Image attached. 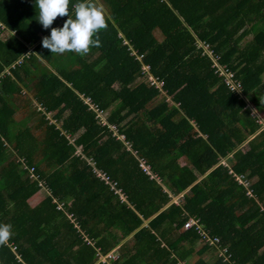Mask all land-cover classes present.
Listing matches in <instances>:
<instances>
[{
  "label": "trees",
  "instance_id": "1",
  "mask_svg": "<svg viewBox=\"0 0 264 264\" xmlns=\"http://www.w3.org/2000/svg\"><path fill=\"white\" fill-rule=\"evenodd\" d=\"M99 2L106 27L79 55L42 46L67 16L44 29L34 0H0V264L113 248L114 264H264V131L245 98L264 100V0ZM25 88L41 134L16 117Z\"/></svg>",
  "mask_w": 264,
  "mask_h": 264
},
{
  "label": "clouds",
  "instance_id": "2",
  "mask_svg": "<svg viewBox=\"0 0 264 264\" xmlns=\"http://www.w3.org/2000/svg\"><path fill=\"white\" fill-rule=\"evenodd\" d=\"M34 4L38 10L36 20L44 29H49L58 15L67 16L61 27H51L50 35L42 38V46L51 53L73 52L84 55L90 47L98 45L96 34L106 27V18L101 7L95 6L90 0H76L74 3L72 0H34ZM236 93H241L240 89ZM245 98L252 113L249 98ZM252 114L257 116L260 123L259 131L263 130L260 117L256 113ZM10 235L11 225L0 223V244L5 243Z\"/></svg>",
  "mask_w": 264,
  "mask_h": 264
},
{
  "label": "built area",
  "instance_id": "3",
  "mask_svg": "<svg viewBox=\"0 0 264 264\" xmlns=\"http://www.w3.org/2000/svg\"><path fill=\"white\" fill-rule=\"evenodd\" d=\"M213 60V66L216 67V70L219 74H224L227 78H226V82L228 83V85H233L232 80H231V76L232 73L229 72V70H227L226 68H224L220 63H218L217 58L212 57ZM152 82L156 85V86H161L162 82L158 81L157 79H155L154 77L150 76L149 77ZM234 87V86H233ZM84 101L86 103H88L90 105V107L94 108L96 110V107L90 102L89 98H84ZM261 122V129L264 130V121H260ZM112 129H115L114 126H111ZM239 178V177H238ZM58 208H62V204H58L57 205ZM67 217L70 219V221L73 223V226L81 231L80 226L78 224V222L76 221L74 215L72 213H67ZM194 227L204 238L205 241H207L209 243V245L211 244H216L218 241V237H210L208 235V233L204 230L202 224L199 221V218L196 217H190L188 218L185 223L183 224V229H188V228H192ZM87 243H90L89 240H87L86 238H84ZM221 251L224 257L226 256L224 254V249H222ZM118 257V254H116L113 251H109L107 253H102L99 251V249H97V253H96V258H97V263H101V264H113V261L116 260ZM227 258V257H226Z\"/></svg>",
  "mask_w": 264,
  "mask_h": 264
},
{
  "label": "rangeland",
  "instance_id": "4",
  "mask_svg": "<svg viewBox=\"0 0 264 264\" xmlns=\"http://www.w3.org/2000/svg\"><path fill=\"white\" fill-rule=\"evenodd\" d=\"M97 5V4H96ZM154 34H155V36H157V37H159V34H158V31H154ZM257 39H259V40H263L264 39V34L263 35H259L258 36V38ZM261 95V94H260ZM260 95H253V96H249L248 98H249V101H250V105L252 106V113H256L259 117H260V119L262 120V121H264V100L263 99H261L262 97L260 96ZM262 95H264V94H262ZM170 98V97H169ZM168 98V99H169ZM169 102V104H171L170 102H172V101H168ZM31 103V102H30ZM173 103V102H172ZM27 106H29V103H28V100L25 98V99H23V96L21 97V100H20V108H26ZM33 107H35L36 108V106L34 105V104H32L31 105V109L33 108ZM24 113V112H23ZM258 117V118H259ZM37 122V120H34V122L32 121L31 122V128L33 129V131L36 133V134H41V128L40 129H38V128H34V126H32V125H35V123ZM244 146H243V149L244 150H247V146L245 145V144H243ZM186 158H182V159H180L178 162L180 163V164H185L186 163ZM189 161H187V163H188ZM241 179V178H240ZM239 179V180H240ZM243 182L245 183V185H247V182L245 181V180H243ZM44 195V192L43 191H41L40 193L39 192H37L32 198H30V200H29V202L33 205V204H35L36 202H38L39 200H40V198L42 197ZM176 199H177V197H175V198H173V200H175L176 201ZM201 244H198V246L197 247H199ZM222 252L223 251H221V250H217V254L218 255H221L222 254ZM208 257H209V255H208ZM209 261L211 262V263H213L214 261H216V256L214 255V257H212V258H210L209 259Z\"/></svg>",
  "mask_w": 264,
  "mask_h": 264
},
{
  "label": "crops",
  "instance_id": "5",
  "mask_svg": "<svg viewBox=\"0 0 264 264\" xmlns=\"http://www.w3.org/2000/svg\"><path fill=\"white\" fill-rule=\"evenodd\" d=\"M96 4H100V2H99V0L95 3V6H96ZM98 7V6H97ZM23 92H25V93H27V95H28V98H27V100H28V103H29V106H27L26 108H20V105H19V108H18V114H17V119H19V120H21V119H25L26 120V124L31 128V122L33 121L34 122V120H37L38 119V117H39V115L38 114H36L35 112H34V109H36L35 107H33L32 109H31V105L32 104H34L35 103V100H34V98H33V95H32V91H30L28 88H25L24 90H23ZM31 102V103H30ZM24 112V113H23ZM183 158V157H182ZM182 158H180V159H182ZM179 159V160H180ZM67 213H72V212H66V214ZM73 214V213H72ZM76 229V228H75ZM77 230V229H76ZM80 232V235H81V238H82V240L84 241V243L86 244V245H90V246H94V240L91 238V237H89L82 229H81V231H79ZM84 238H86L87 240H89L90 241V243H87V241L84 239ZM110 251H113V252H115L116 254H118V252H117V248H113L112 250H110ZM206 257H208V255H206ZM95 264H101V263H97V258H96V256H95ZM114 264V263H113Z\"/></svg>",
  "mask_w": 264,
  "mask_h": 264
}]
</instances>
